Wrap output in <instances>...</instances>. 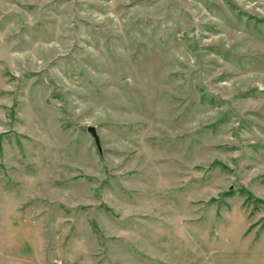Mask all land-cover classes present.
I'll return each mask as SVG.
<instances>
[{
	"label": "rangeland",
	"instance_id": "374dc122",
	"mask_svg": "<svg viewBox=\"0 0 264 264\" xmlns=\"http://www.w3.org/2000/svg\"><path fill=\"white\" fill-rule=\"evenodd\" d=\"M245 226L264 0H0V264H197Z\"/></svg>",
	"mask_w": 264,
	"mask_h": 264
},
{
	"label": "crops",
	"instance_id": "0c3cea01",
	"mask_svg": "<svg viewBox=\"0 0 264 264\" xmlns=\"http://www.w3.org/2000/svg\"><path fill=\"white\" fill-rule=\"evenodd\" d=\"M228 235L227 241L218 238L210 249H200L197 264H264V230L245 226Z\"/></svg>",
	"mask_w": 264,
	"mask_h": 264
},
{
	"label": "water",
	"instance_id": "95a60500",
	"mask_svg": "<svg viewBox=\"0 0 264 264\" xmlns=\"http://www.w3.org/2000/svg\"><path fill=\"white\" fill-rule=\"evenodd\" d=\"M88 130L92 133V135L94 136V138H95V141H96V144H97V146H98V148L100 149V138H99V135H98V133H97V131H96V128L94 127V126H89L88 127Z\"/></svg>",
	"mask_w": 264,
	"mask_h": 264
},
{
	"label": "built area",
	"instance_id": "2783aa9c",
	"mask_svg": "<svg viewBox=\"0 0 264 264\" xmlns=\"http://www.w3.org/2000/svg\"><path fill=\"white\" fill-rule=\"evenodd\" d=\"M53 264H66L63 260L61 259H56Z\"/></svg>",
	"mask_w": 264,
	"mask_h": 264
}]
</instances>
